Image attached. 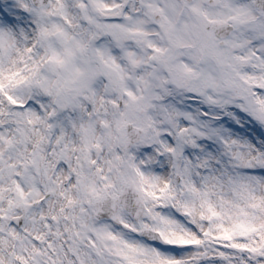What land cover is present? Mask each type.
I'll return each instance as SVG.
<instances>
[{"label": "snow or ice", "instance_id": "obj_1", "mask_svg": "<svg viewBox=\"0 0 264 264\" xmlns=\"http://www.w3.org/2000/svg\"><path fill=\"white\" fill-rule=\"evenodd\" d=\"M0 264H264V0H0Z\"/></svg>", "mask_w": 264, "mask_h": 264}]
</instances>
